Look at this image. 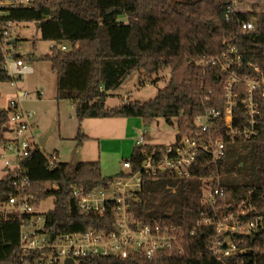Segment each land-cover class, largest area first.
Returning a JSON list of instances; mask_svg holds the SVG:
<instances>
[{"label": "trees", "instance_id": "1", "mask_svg": "<svg viewBox=\"0 0 264 264\" xmlns=\"http://www.w3.org/2000/svg\"><path fill=\"white\" fill-rule=\"evenodd\" d=\"M235 2H247L256 8L228 13V6ZM263 7L264 0H33L27 7L1 6L0 38L7 22H39L41 38L56 43L42 59L50 61L57 74V100L71 101L80 123L86 118L140 117L145 123L164 118L177 123L176 136L180 138L197 128L196 118L206 110L225 114L232 73L241 79L264 78ZM248 21L255 22V29H243L242 23ZM18 42L15 39L11 44L17 47ZM230 46L236 52H231ZM33 56L29 55L31 59ZM213 57L220 59L211 61ZM202 59L206 61L200 63ZM5 62L0 40V82L12 81ZM224 64L227 69H223ZM168 68L170 78L154 99H127L115 107L108 106L110 92L132 72L137 70L153 78ZM232 93L238 102L233 107L234 125L245 127V82L234 85ZM255 97L259 104L257 135L247 140H227L226 156L218 165L201 155L191 178L145 177L140 193L144 201L137 206L143 221L195 229L204 208L201 177L220 173L225 189L223 204L244 210L240 215L244 223L262 218L255 240L250 235L243 238L247 252L219 260L210 248L215 228L208 226L197 228L194 236L186 235L185 251L180 254L163 251L148 258L136 253L128 259L94 256L82 259L80 264H264V84ZM219 120V135L225 138L224 117ZM8 122V110L1 109L0 149L13 140L7 137ZM77 138L80 145L90 139L81 128ZM151 147L150 143L135 145L125 160L131 159L137 169L143 150ZM51 158L38 145L21 161L30 177L27 192L33 196V204L39 208L46 198H56L54 208L45 214L47 230L55 236L90 228L115 229L113 204L108 205L104 216L84 212L73 190L76 186L87 191L107 187L122 173L104 175L101 161H58L50 167ZM6 168L5 175L0 176V264H23L21 214L7 205L10 196L17 193L16 171ZM52 185L58 188L50 190Z\"/></svg>", "mask_w": 264, "mask_h": 264}, {"label": "built area", "instance_id": "2", "mask_svg": "<svg viewBox=\"0 0 264 264\" xmlns=\"http://www.w3.org/2000/svg\"><path fill=\"white\" fill-rule=\"evenodd\" d=\"M33 0H0L1 6L20 7L30 6ZM256 8V7H255ZM254 6L247 2H235L228 6V13L234 11L253 10ZM264 10V7L262 8ZM11 22H7V28L1 34V45L5 53V66L12 76V84H17V79L24 75L32 74L34 68L27 64L31 60L27 56L18 54L16 47L12 46L14 39ZM244 30L255 29V22H243ZM62 50L68 47L61 45ZM231 52H236L230 46ZM240 59V56L237 55ZM220 58H211L215 61ZM200 60V63L205 62ZM228 65L224 64L223 69ZM259 70V66H256ZM227 83L229 92V104L225 114L217 109H208L196 118L197 128L189 134L183 135L168 144H153L151 148L143 150V160L139 167L131 159L124 160L125 171L107 187L93 190H85L76 186L73 194L76 197L81 210L87 213L104 216L108 205H114L115 229L111 231L90 228L86 231H71L53 236L46 228V216L33 204V196L27 192L31 184L27 171L21 167V161L29 152L40 145V141L34 137L30 122L33 114L27 111L23 102L29 96L27 91L17 88V99L10 100L8 106L10 131L16 136L9 142L4 150L12 151L15 160H6L5 166L16 171L14 185L17 193L10 196L7 205L16 207L21 214L20 249L23 264H67L71 259L73 264H80L81 260L94 256H113L128 259L139 253L148 258H154L160 252L171 251L183 253L185 251L184 240L186 235L194 236L197 228L213 226L215 236L211 241V253L219 260H225L229 256L242 254L248 251L243 246V238L258 230L261 217L257 220L242 222L240 215L244 210H237L234 206L223 204L225 189L221 184L220 173H209L202 176V191L204 208L195 229L187 231L183 225L170 222H147L139 217L138 205L144 200L140 193L144 187L145 177L158 178L161 176H175L179 179H187L193 176L201 155L210 159V164L218 163L226 156L227 140H247L257 135L259 104L256 101V93L264 84V78L241 79L236 73L230 75ZM247 85V96L242 100L246 107L248 117L245 127H236L233 120V107L237 105L232 90L234 85ZM237 97V95H235ZM224 117V128L227 137H221L220 118ZM146 132L137 139L136 146H144ZM151 144V143H150ZM1 155V154H0ZM60 158L55 152L50 160V167H54ZM16 162V163H15ZM58 188L55 185L49 189ZM239 234L241 237H234Z\"/></svg>", "mask_w": 264, "mask_h": 264}, {"label": "rangeland", "instance_id": "3", "mask_svg": "<svg viewBox=\"0 0 264 264\" xmlns=\"http://www.w3.org/2000/svg\"><path fill=\"white\" fill-rule=\"evenodd\" d=\"M12 32L15 39H19L16 51L18 54L27 56L35 53L31 60L26 61L34 68L32 74L24 75L17 79V84L12 82H0V92L3 95V103L6 104L11 98L17 99V88L27 91L29 96L23 106L27 111L32 112L30 120L32 132L36 139L40 141L49 133L46 144L42 147L48 157H52L55 152L60 153L58 161L62 162H93L101 161L102 172L106 176H114L125 171L123 162L131 156L130 143L139 138L145 130L146 142L153 144H168L176 139L178 125L169 122L164 118L152 123H145L140 117H132L138 124H135L132 132L125 134V128L118 125L116 129L109 126L99 127L104 132L103 137L109 139L104 141L105 148H99L100 139L90 138L82 145L78 140L80 128L84 133L86 129L82 127L76 116L75 105L64 100L59 102L56 98L57 75L52 69V64L42 57L49 53L55 42L43 40L34 22H15L12 24ZM59 48L61 45H58ZM171 69H164L153 78L139 71L132 72L118 88L112 90L107 99L110 107H115L127 99L133 101L146 102L154 99L168 82ZM39 93L41 95L39 96ZM13 100V99H12ZM121 120V119H117ZM118 122V121H117ZM138 125V126H137ZM122 131V132H121ZM121 132V133H120ZM93 133V132H92ZM96 135H101L99 132ZM135 136L132 139L131 136ZM15 132L7 131V137L14 139ZM41 146V145H40ZM0 176L5 175V161L15 160L12 151L0 149ZM16 163V162H15ZM56 198L50 196L43 200L38 210L44 215L55 206Z\"/></svg>", "mask_w": 264, "mask_h": 264}, {"label": "crops", "instance_id": "4", "mask_svg": "<svg viewBox=\"0 0 264 264\" xmlns=\"http://www.w3.org/2000/svg\"><path fill=\"white\" fill-rule=\"evenodd\" d=\"M39 33H40V31H39ZM33 54H35V53H33ZM18 88H20V87H18ZM16 95H17V92H16ZM56 98H57V88H56ZM12 99H14V98H11L10 100H12ZM10 100L8 101V103L4 104L3 103V95L0 92V110L6 108L9 104ZM117 119H121V120H117ZM135 124H138V122H136L134 119L132 120V118H86L82 122V127L86 129L87 133H85V134L87 136H89L90 138H93L94 140H97V138L100 139L99 148L103 149V148H105L104 141L109 139V138H107L109 136L104 135V132L99 130L100 126H103L104 128H106L105 126H109V127L112 126L111 128L116 129V127L118 125H120L121 127H123V130L125 128V132H126L125 134L128 133L130 136V133L132 132L131 130H133V127L135 126ZM94 132H99L101 135H96L98 133H94ZM103 136H107V137H103ZM131 137H132L131 141L133 139H135L134 135ZM137 139L138 138H136L135 141H132V143H130L131 154L133 152V149H134V146L136 144Z\"/></svg>", "mask_w": 264, "mask_h": 264}, {"label": "water", "instance_id": "5", "mask_svg": "<svg viewBox=\"0 0 264 264\" xmlns=\"http://www.w3.org/2000/svg\"><path fill=\"white\" fill-rule=\"evenodd\" d=\"M36 26H37V29L39 30V26H40L39 22H36ZM11 42L14 43L15 42V39H13ZM5 130L7 131L8 129L6 128ZM49 133H47L44 137H42L40 139V145H41V147H44L45 146ZM258 233H260V230H258L257 233H253V234L250 235L252 237V241L255 240V238H256V236H257ZM250 253H252V250H250ZM67 264H73V261L71 259H69V260H67Z\"/></svg>", "mask_w": 264, "mask_h": 264}]
</instances>
